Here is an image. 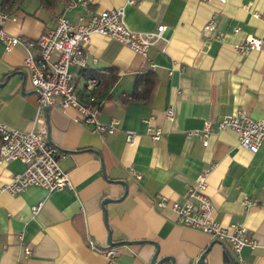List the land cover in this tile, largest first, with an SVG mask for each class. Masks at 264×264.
<instances>
[{
    "label": "crops",
    "instance_id": "1",
    "mask_svg": "<svg viewBox=\"0 0 264 264\" xmlns=\"http://www.w3.org/2000/svg\"><path fill=\"white\" fill-rule=\"evenodd\" d=\"M73 1L14 0L9 14L16 20L4 28L23 40L37 39L60 14L79 23L81 17L124 4L88 0L73 6ZM211 18L217 29L205 30ZM125 23L143 32L164 25L170 40L150 47L143 57L106 36H91L87 68L72 71L80 103L94 106L101 122L119 121V130L108 135L82 123L74 107L49 106L40 113L38 93L23 66L25 44L8 52L0 38V121L49 135L64 152L62 167L74 186L56 191L30 186L11 194L3 187L25 165L19 160L0 165V264H151L157 248V260L171 256L175 264H197L209 247L206 264H234L233 258L237 264H264V141L252 154L233 130L215 128L208 146L189 135L208 118L217 123L240 110L254 119L264 117V50L241 54L234 47L250 36L264 47V0H146L126 7ZM111 69L117 80L92 101L87 79L109 75ZM149 71L155 82L144 97L141 80H135ZM168 108L175 112L172 120ZM38 116L42 121L35 123ZM150 126H160L163 137L154 141ZM128 131L135 133L133 143L127 142ZM203 171L209 173L207 192L216 220L225 227L244 224L257 248L244 247L239 257L228 244L177 222L171 205L184 199ZM161 197L168 199L167 207L157 205ZM106 198L113 200L104 210ZM247 198L257 202L247 204ZM39 204L35 214L32 207ZM109 233L116 242H143L117 246L119 256L110 262L90 243L108 247ZM26 246L32 249L29 256Z\"/></svg>",
    "mask_w": 264,
    "mask_h": 264
},
{
    "label": "built area",
    "instance_id": "2",
    "mask_svg": "<svg viewBox=\"0 0 264 264\" xmlns=\"http://www.w3.org/2000/svg\"><path fill=\"white\" fill-rule=\"evenodd\" d=\"M143 1L146 0H124V4L117 8L94 13L87 19L81 17L79 23H73L64 14H60L56 17L53 28L42 32L37 39L28 40H23L22 37L12 35L5 30L4 25L16 18L0 11V38L5 43L6 51H12L19 43H24L26 46L27 56L23 66L29 71L32 86L38 93L40 113L49 106L60 109L74 107L81 115V122L90 126L94 132L108 135L119 130V121L116 118L107 123L101 122L98 118V110L94 106L80 103L72 68H87L86 47L94 34L115 40L143 57L147 56L150 47L160 42L167 44L170 38L166 26L159 25L155 30L143 32L132 30L125 23L126 7ZM218 1L226 2V0ZM87 3L88 0H74L72 5ZM204 29H217V21L211 18ZM239 31V27L234 28L235 33ZM217 36L222 37L223 32H218ZM234 47L241 54L252 50H264L263 41L254 36L248 37L243 43L235 44ZM99 83L98 77H90L87 79L86 89L92 92ZM166 113L169 119L174 118L175 112L172 108H168ZM40 121L42 117L38 116L35 123ZM215 128L219 131H235L239 136V145L252 154L258 152L264 141V117L254 119L243 110L234 115H227L217 123L208 118L202 128L190 131L189 135L200 138L203 144L208 146ZM148 132L154 141L164 135L160 126H150ZM0 138V165L12 160H19L25 165V170L14 174L11 181L3 187L4 190L17 194L30 186L43 187L48 191L73 189V182L61 163L64 152L48 142L42 130L33 128L22 131L0 121ZM134 140L135 133L128 131L127 142L133 143ZM208 174V171H203L189 187L184 199L174 202L171 208L175 211L180 225L200 230L212 239L228 244L240 257L244 247L257 248L258 240L244 224L234 223L225 227L216 220L214 203L207 192ZM245 202L253 204L257 201L247 198ZM168 204L166 197H161L157 203L159 207H167ZM40 207L41 204L36 205L32 207V211L36 214ZM18 238L23 240L21 234ZM90 243L92 248L103 253L110 262L115 261L119 256L117 247L98 248L93 242ZM24 254L31 255L32 249L26 246Z\"/></svg>",
    "mask_w": 264,
    "mask_h": 264
},
{
    "label": "trees",
    "instance_id": "3",
    "mask_svg": "<svg viewBox=\"0 0 264 264\" xmlns=\"http://www.w3.org/2000/svg\"><path fill=\"white\" fill-rule=\"evenodd\" d=\"M14 0H5L3 3H0V11L10 13L11 7H13ZM109 75L101 74V73H96V74H91L90 76L92 77H98L100 80L99 85L92 91L91 98L92 101H95L99 96L98 94L100 91L104 88H106L108 85L114 84V82L117 80L118 75L115 73V69L110 70ZM9 75H6V79ZM154 74L151 73L150 71L145 73V74H138L136 76V83L139 84L141 80L142 84V91L144 94V97H148L150 94L153 86H154ZM140 92H134L133 96L135 98H138L140 95Z\"/></svg>",
    "mask_w": 264,
    "mask_h": 264
},
{
    "label": "water",
    "instance_id": "4",
    "mask_svg": "<svg viewBox=\"0 0 264 264\" xmlns=\"http://www.w3.org/2000/svg\"><path fill=\"white\" fill-rule=\"evenodd\" d=\"M11 75L12 74H9V76L7 77V79L10 78ZM46 108H48V107H46ZM47 140H48V142H51L49 135L47 136ZM123 183L125 184V182H123ZM112 200L113 199H110V198L104 199V201L102 202V206H103L104 210L106 209V204L108 202L112 201ZM107 242H108V246H110V247H117V246L123 245V244L141 243L143 241L142 240H136V241H126V240H124V241L116 242V241L113 240L112 234L109 233ZM209 249H210V247L201 255V257L199 258L197 264H206L205 263V256H206V254H207V252H208ZM158 253H159V248H157V251H156V253L154 254V256L152 258L151 264H162L163 262H165L167 260H170L172 264H175L174 258L171 257V256H165V257L157 260ZM233 262H234V264H237L236 261L234 260V258H233Z\"/></svg>",
    "mask_w": 264,
    "mask_h": 264
}]
</instances>
